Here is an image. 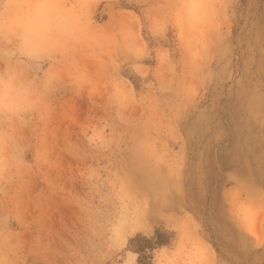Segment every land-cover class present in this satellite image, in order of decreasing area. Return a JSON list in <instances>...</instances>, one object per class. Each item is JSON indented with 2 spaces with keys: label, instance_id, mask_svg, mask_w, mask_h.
I'll use <instances>...</instances> for the list:
<instances>
[{
  "label": "rangeland",
  "instance_id": "rangeland-1",
  "mask_svg": "<svg viewBox=\"0 0 264 264\" xmlns=\"http://www.w3.org/2000/svg\"><path fill=\"white\" fill-rule=\"evenodd\" d=\"M264 264V0H0V264Z\"/></svg>",
  "mask_w": 264,
  "mask_h": 264
},
{
  "label": "trees",
  "instance_id": "trees-1",
  "mask_svg": "<svg viewBox=\"0 0 264 264\" xmlns=\"http://www.w3.org/2000/svg\"><path fill=\"white\" fill-rule=\"evenodd\" d=\"M178 242L176 232L157 230L153 237L138 235L129 243V251L139 256L138 264H155V253L173 248Z\"/></svg>",
  "mask_w": 264,
  "mask_h": 264
}]
</instances>
